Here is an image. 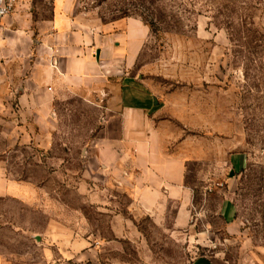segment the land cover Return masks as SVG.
<instances>
[{"label":"rangeland","instance_id":"1","mask_svg":"<svg viewBox=\"0 0 264 264\" xmlns=\"http://www.w3.org/2000/svg\"><path fill=\"white\" fill-rule=\"evenodd\" d=\"M75 8L101 23L135 18L149 29L136 72L179 107L186 139L200 141L209 154L186 165L192 223L177 230L175 203L160 224L153 212L136 214L126 192L91 173L90 162L87 170L100 119L94 99L77 97L61 106L56 143L43 152L57 161H44L45 169L31 167L25 160L36 151L21 149L10 167L12 177L33 178L47 189L39 201L49 200L52 207L31 215L30 208L9 203V213L23 219L24 227L39 228L43 246L74 250L69 261L57 256L58 264H191L200 257L264 264V0H75ZM49 12L48 2L31 0L11 28L24 57L41 45L38 25ZM6 59L0 56V65ZM60 163L66 171L48 177L51 165ZM228 200L232 223L222 215ZM117 215L135 223L134 239L116 238ZM52 220L65 221L71 239L51 240ZM90 248L97 257L75 259ZM39 259L47 264L42 254Z\"/></svg>","mask_w":264,"mask_h":264},{"label":"crops","instance_id":"2","mask_svg":"<svg viewBox=\"0 0 264 264\" xmlns=\"http://www.w3.org/2000/svg\"><path fill=\"white\" fill-rule=\"evenodd\" d=\"M45 1L50 4V14L39 22L41 45L34 56L24 57L11 35L31 0H19L0 31V56L8 60L0 65V264H41L40 254L47 264H58L54 261L57 256L72 259L74 250L57 252L55 245L43 246L45 238L39 228L24 227L23 219L8 211L9 203L30 208L31 215L52 207L49 200L39 201L41 194L50 193L47 189L33 178L12 177L10 167L21 149L36 151L25 160L28 166L45 169L44 161H57L43 152L55 145L57 114L71 97L94 99L99 114L93 148L87 153V170L90 162L94 166L91 173L131 197V210L136 214L153 212L159 224L175 203L179 210L175 226L177 230L186 228L192 223L188 215L193 207V190L185 182L186 165L203 161L209 154L200 141L186 139L179 107L136 72L149 29L135 18L101 23L78 11L75 0ZM241 160L235 162L237 167L242 166ZM62 163L55 164L58 169L51 165L48 177L65 172ZM99 193L102 196L101 190ZM222 211L232 223L229 200ZM81 223H85L82 218ZM49 224L54 227L48 231L51 240L61 235L71 239L65 221ZM115 224L112 231L116 238L134 239L131 236L139 233L134 222L120 215ZM92 233L97 240L98 233ZM18 240L25 241L27 247L18 246ZM97 256V249L90 248L80 251L75 259ZM191 264L222 263L200 257Z\"/></svg>","mask_w":264,"mask_h":264},{"label":"built area","instance_id":"3","mask_svg":"<svg viewBox=\"0 0 264 264\" xmlns=\"http://www.w3.org/2000/svg\"><path fill=\"white\" fill-rule=\"evenodd\" d=\"M19 3V0H0V31L3 20L12 15Z\"/></svg>","mask_w":264,"mask_h":264}]
</instances>
